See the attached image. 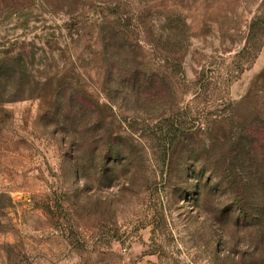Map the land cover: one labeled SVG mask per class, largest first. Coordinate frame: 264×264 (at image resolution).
<instances>
[{
	"label": "rangeland",
	"instance_id": "obj_1",
	"mask_svg": "<svg viewBox=\"0 0 264 264\" xmlns=\"http://www.w3.org/2000/svg\"><path fill=\"white\" fill-rule=\"evenodd\" d=\"M257 116L264 0H0V264H264Z\"/></svg>",
	"mask_w": 264,
	"mask_h": 264
},
{
	"label": "trees",
	"instance_id": "obj_2",
	"mask_svg": "<svg viewBox=\"0 0 264 264\" xmlns=\"http://www.w3.org/2000/svg\"><path fill=\"white\" fill-rule=\"evenodd\" d=\"M107 28L106 23L101 26V31L104 32V35L105 32H107ZM105 40L106 39L103 38L104 42ZM258 117L259 116H257L250 125V129L252 130L250 133V140L247 137L250 149L248 153L251 155V161L248 162L247 165H242V168H244L243 171L248 177V186H246L244 180H241V178H239L231 168H227V170L228 174H230L228 175V180H231L232 185H235L238 191L239 210L247 218L252 217L257 219L260 232L264 235V204L262 207L259 205L256 208L253 206L250 207L247 203V200L251 197V195L247 197L248 193L253 189V187L263 189L264 192V119H259ZM262 194V202H264V193Z\"/></svg>",
	"mask_w": 264,
	"mask_h": 264
}]
</instances>
